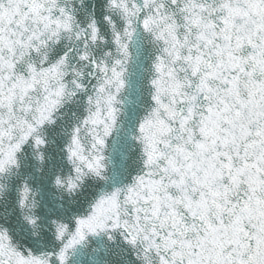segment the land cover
Returning <instances> with one entry per match:
<instances>
[{
  "label": "snow or ice",
  "instance_id": "6c2138e0",
  "mask_svg": "<svg viewBox=\"0 0 264 264\" xmlns=\"http://www.w3.org/2000/svg\"><path fill=\"white\" fill-rule=\"evenodd\" d=\"M0 264H264V0H0Z\"/></svg>",
  "mask_w": 264,
  "mask_h": 264
}]
</instances>
